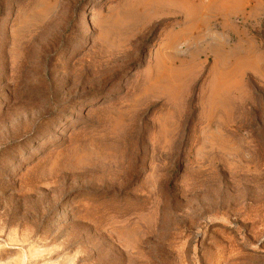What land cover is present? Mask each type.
Masks as SVG:
<instances>
[{
  "label": "rangeland",
  "instance_id": "rangeland-1",
  "mask_svg": "<svg viewBox=\"0 0 264 264\" xmlns=\"http://www.w3.org/2000/svg\"><path fill=\"white\" fill-rule=\"evenodd\" d=\"M200 1L0 0V264H264V0Z\"/></svg>",
  "mask_w": 264,
  "mask_h": 264
},
{
  "label": "crops",
  "instance_id": "crops-1",
  "mask_svg": "<svg viewBox=\"0 0 264 264\" xmlns=\"http://www.w3.org/2000/svg\"><path fill=\"white\" fill-rule=\"evenodd\" d=\"M204 6L205 7L206 6H208V7L210 6V8H211V1L210 0L200 1L199 2V7L203 8ZM209 12H211V10ZM209 12H208V19H211L212 16L209 14Z\"/></svg>",
  "mask_w": 264,
  "mask_h": 264
}]
</instances>
